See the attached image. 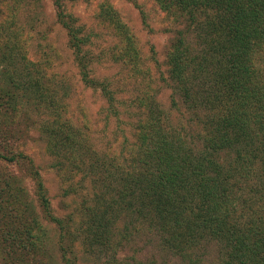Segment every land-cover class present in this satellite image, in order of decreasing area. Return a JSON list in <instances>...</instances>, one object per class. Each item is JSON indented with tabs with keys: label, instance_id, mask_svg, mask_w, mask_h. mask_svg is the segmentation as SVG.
<instances>
[{
	"label": "trees",
	"instance_id": "1",
	"mask_svg": "<svg viewBox=\"0 0 264 264\" xmlns=\"http://www.w3.org/2000/svg\"><path fill=\"white\" fill-rule=\"evenodd\" d=\"M61 1H55L57 19L69 33V44L82 65L83 81L95 88L98 81L89 76V55L84 51L89 38L81 36L82 29L75 27L73 17L61 10ZM154 1L163 13L180 19L184 25H199L196 29L204 39L200 43L202 49L196 51L179 36L166 56L168 75L178 89L176 92L185 99L192 123L202 128L198 134L201 151L186 143L184 133L173 126L171 116L149 97L140 101L148 111L134 128L135 139L127 151V169L121 171L123 165H118V173L111 172L114 157L100 163L101 157L89 144V136L65 115L60 91L44 83L43 77L44 84L30 86L27 72L36 71L38 76L40 69L34 70L27 63L17 67L15 61L19 56L14 57L11 47L2 54L0 75L4 74L6 80H0V115L10 111L17 115V107L25 99L39 105L48 102V127L41 128L48 134L50 153L58 151L55 167L60 171L69 167V175L64 174L68 180L79 172L89 173V177L97 178L92 180L95 186L99 182L103 185L97 205L82 213L88 229L79 235L84 236L82 243L92 251L99 244L119 249L121 241L129 240L127 226L149 224L150 230L155 225L162 230V244L169 245L180 257H190L192 264H264V210L252 206H264V184L255 193L257 198L250 202L230 188L238 186L240 178L252 181L264 177V0ZM104 7L101 15L111 20L112 30L125 40L121 53L131 63L137 62L140 56L134 35L110 7L104 10L105 16ZM25 30L17 26L12 32L21 35ZM102 86L108 92V86ZM64 87L61 86L63 90ZM1 125L0 159L19 166L35 184L34 201L17 177L0 173L3 264H51V254L45 251L41 238L40 213L59 228L62 260L65 264H77L79 257L74 250L78 234L71 225L73 218L54 216L40 172L16 150L21 122L12 121L9 129H2ZM221 152L229 154L233 161L227 172L219 164ZM115 177L121 186L116 199L101 206L104 195L111 194V179ZM120 206L133 211L135 218L129 220L130 224L125 226L127 234L117 242L114 239L119 229L115 225L121 220ZM208 237L220 242L222 253L207 262V254L197 251L198 259L193 262L191 255ZM113 258L116 259L115 254Z\"/></svg>",
	"mask_w": 264,
	"mask_h": 264
},
{
	"label": "rangeland",
	"instance_id": "2",
	"mask_svg": "<svg viewBox=\"0 0 264 264\" xmlns=\"http://www.w3.org/2000/svg\"><path fill=\"white\" fill-rule=\"evenodd\" d=\"M55 1L0 0V72L3 71L2 54L7 53L10 47L14 50V57L19 56L15 61L17 67H23L27 63L32 64L30 66L34 70L40 69L38 76L33 69H30L33 73L27 72L28 84L32 83L29 85L34 86L38 82L46 83L57 92L60 91L59 98L63 99L66 107L65 115L75 127L84 131L85 136H89V144L95 149L98 158L101 157L100 163L105 158L111 160L114 157L115 165L110 169L113 173H118V165H123L121 171L128 167L126 162L130 157L127 151L135 139L134 128L141 116L148 111L141 106L140 101L149 97L159 103L166 115L171 116L173 126L184 133L186 143L196 151H201L203 147L198 134L202 128L192 123L190 112L184 105L185 99L176 92L178 89L171 81L166 65L167 53L179 36L184 37L189 48L196 51L202 49L200 43L204 39L200 30L196 29L199 25L188 27L180 19L171 18L160 10L154 0H62L61 10L73 17L75 27L82 29L81 36L89 38L84 51L89 55V76L98 81L94 88L83 81L82 65L78 64L76 54L69 44L68 31L57 19ZM102 7L103 11L110 7L119 14L131 31L130 34L134 35L140 56L137 62L131 63L121 53L125 40L122 34H116L112 30L109 23L111 20L101 15ZM104 13L107 16V12ZM200 20L205 21V18L200 17ZM17 26L26 29L23 34L16 35L17 33L12 32ZM0 76V80L5 82L6 76ZM57 85L60 89L65 86V91H61ZM102 85L108 86V92L103 90ZM21 103L17 107V115L13 116L11 111L0 115L1 128L9 129L8 125L12 121L15 124L21 122V132L16 134V150L23 153L40 172L54 216L73 218L71 225L74 224L73 228L77 229L78 234L74 250L79 257L77 264H192L190 257H180L169 245L162 244V230L158 225L153 230L149 229V224L127 226L135 216L125 206H120L121 220L115 225V229H119L116 238L114 237L117 242L123 240V235L127 234L125 226L128 227L129 240L121 241V248L113 250L114 246L111 244H99L92 251L87 244L82 243L84 236L79 233L82 235V231L88 229L87 223L83 222L82 213L87 212L85 208L97 205V197L101 194L103 185L99 182L95 186L92 180L96 177H89V173L79 172L69 180L66 179L64 174L69 175L70 168L60 171L55 167L58 151L55 155L50 153L48 134H44L41 128L43 125L48 127V102L39 105L33 100L25 99ZM53 114L55 115V111ZM24 115L28 118H22ZM44 121H47L46 124ZM1 144L0 139V146ZM218 158L219 164L227 172L233 165L230 155L221 152ZM18 167L0 159V173H11L17 177L26 187L29 197L35 201V184L29 174ZM111 181V194L104 195L100 200L101 206L116 199V193L121 188L116 177ZM262 184L264 177L252 181L240 178L239 185H231L230 188L250 202ZM252 206L264 210V206ZM247 210V213L251 212L250 208ZM247 213L244 215L248 216ZM40 222L43 229L41 238L45 241L43 247L47 254L48 250L51 254V264H65L59 249L60 234L57 224L44 219L41 213ZM198 249L191 255L193 262L198 259L197 251L207 254V262L222 253L220 242L210 237ZM0 264H3L2 257Z\"/></svg>",
	"mask_w": 264,
	"mask_h": 264
}]
</instances>
